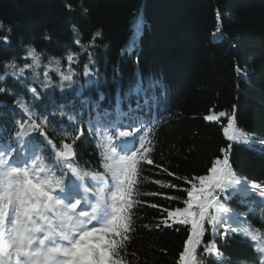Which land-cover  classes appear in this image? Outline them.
<instances>
[{"label":"trees","instance_id":"1","mask_svg":"<svg viewBox=\"0 0 264 264\" xmlns=\"http://www.w3.org/2000/svg\"><path fill=\"white\" fill-rule=\"evenodd\" d=\"M0 24V37L8 36L11 41L8 45L0 41V74L7 61L15 59L22 65L27 47L32 46L58 80L56 65L49 58H63L72 51L80 53L73 67L76 79L84 85V64L91 52L93 71L99 76L110 71L118 90L123 85L133 87L136 78L151 95L161 88L170 94L166 114L153 134V164L145 163L138 177L140 195L132 210L127 264H178L186 230L156 225L167 216L164 208L183 206L186 193L180 189L190 186L183 178L206 174L214 158L228 155L235 173L249 186L264 185V0H0ZM73 24L82 33L85 52L74 44ZM98 29L102 35L95 37L93 47L90 41ZM62 66H67L66 59ZM153 80L159 81L158 87H151ZM11 84L13 80L8 79L0 86L12 88ZM94 85L66 92H94L95 88L98 94ZM15 91L23 92L21 88ZM13 97L0 94V101L7 102L0 103L6 116L11 113L9 103L15 105ZM68 101L72 104L78 99L69 97ZM49 106L54 109V104ZM220 112L227 115L219 117ZM207 115L218 119L207 121ZM233 115L236 126L253 143L229 141L224 135L227 118ZM0 126L8 131L7 125ZM222 148L229 151L221 152ZM76 151L81 162L98 165L88 134L77 142ZM167 184L177 188L163 186ZM225 206L240 213L253 228L264 226V196L259 190L248 196L229 190ZM213 239L223 260L206 256L205 264H255L250 238L243 233H229L225 240L214 238L209 229L204 243Z\"/></svg>","mask_w":264,"mask_h":264},{"label":"snow or ice","instance_id":"2","mask_svg":"<svg viewBox=\"0 0 264 264\" xmlns=\"http://www.w3.org/2000/svg\"><path fill=\"white\" fill-rule=\"evenodd\" d=\"M66 7L73 10L70 4ZM71 30L74 44L81 46V52L87 51V46L81 44L79 28L73 24ZM8 31L11 33L10 28ZM101 35V30H96L90 45L94 47L95 37ZM45 39L50 41L51 36L46 33ZM0 41L4 45L11 42L8 36L0 37ZM79 55L68 51L66 57L49 58V63L56 65L54 71L58 80H54L48 65L43 64L42 54L29 46L22 65L15 59L7 61L0 74V85L13 80L14 87L0 86V94L16 97L12 115L19 116L13 122L15 130L10 136H5L7 129L0 126V264H127L125 250L133 230L132 210L140 195L136 186L141 165L153 164L151 148L145 145L152 128H145L146 121L136 115L139 102L135 109L129 104L127 111L117 105L114 112L101 113L96 111L98 105L94 106L96 115L87 123L96 137L98 166L92 168L90 162L81 165L76 147L84 128L82 124L76 126L80 123L76 116L65 111L68 105L54 104L59 110L50 113L47 105L39 110L36 107V102L48 96L49 90L59 89L63 93L98 83L99 74L93 71L94 53L91 52L89 61L84 64V85L76 79L73 65H78ZM62 59H66V67L62 66ZM158 86L159 81H151V87ZM16 88L25 89L31 100L26 101ZM129 95H144L140 83ZM148 99L144 95L145 104ZM151 99L155 100V96ZM226 115L219 113V117ZM65 117L73 125L71 132L65 129ZM204 119L214 121L218 117L207 115ZM227 119L223 132L229 141L253 143L252 138L236 126L234 115ZM138 132L145 133L140 137L139 147L128 144L127 138ZM228 151L221 149V152ZM163 171L168 172V169ZM183 179L190 185L180 189L186 193L183 206L164 208L167 216L156 225L177 230L183 226L186 230L178 264H205L206 256L223 260L214 239L204 243L209 229L214 238L221 236L226 240L229 233H243L251 241L261 240L255 251L260 253V264H264V233L241 219L240 213L225 206L229 190L244 196L259 190L264 196V185L249 186L235 173L228 155L214 158L206 174ZM163 186L177 188L175 184Z\"/></svg>","mask_w":264,"mask_h":264}]
</instances>
